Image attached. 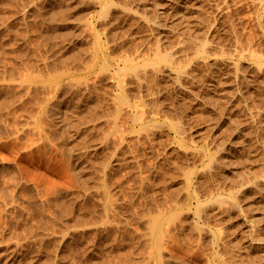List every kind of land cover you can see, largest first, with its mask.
<instances>
[{"label":"rangeland","instance_id":"1","mask_svg":"<svg viewBox=\"0 0 264 264\" xmlns=\"http://www.w3.org/2000/svg\"><path fill=\"white\" fill-rule=\"evenodd\" d=\"M0 264H264V0H0Z\"/></svg>","mask_w":264,"mask_h":264}]
</instances>
